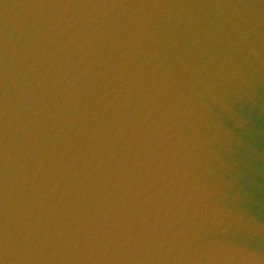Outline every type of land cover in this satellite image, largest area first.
Masks as SVG:
<instances>
[{"label": "water", "instance_id": "95a60500", "mask_svg": "<svg viewBox=\"0 0 264 264\" xmlns=\"http://www.w3.org/2000/svg\"><path fill=\"white\" fill-rule=\"evenodd\" d=\"M0 264H264V0H0Z\"/></svg>", "mask_w": 264, "mask_h": 264}]
</instances>
